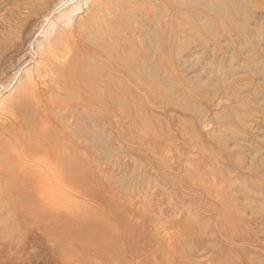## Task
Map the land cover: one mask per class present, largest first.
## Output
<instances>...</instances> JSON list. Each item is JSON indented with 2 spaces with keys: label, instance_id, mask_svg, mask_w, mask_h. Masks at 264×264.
I'll use <instances>...</instances> for the list:
<instances>
[{
  "label": "rangeland",
  "instance_id": "1",
  "mask_svg": "<svg viewBox=\"0 0 264 264\" xmlns=\"http://www.w3.org/2000/svg\"><path fill=\"white\" fill-rule=\"evenodd\" d=\"M0 125V264H264V0H0Z\"/></svg>",
  "mask_w": 264,
  "mask_h": 264
},
{
  "label": "bare ground",
  "instance_id": "2",
  "mask_svg": "<svg viewBox=\"0 0 264 264\" xmlns=\"http://www.w3.org/2000/svg\"><path fill=\"white\" fill-rule=\"evenodd\" d=\"M63 3H64V1H63ZM63 3H61V4H63ZM74 41H75V39H74ZM66 44L69 45L68 43H66ZM71 46H72V44H71ZM59 47H61V46L59 45ZM67 49H68V47H67ZM41 55H43V54H41ZM1 127H2V125H0V128ZM12 134L14 135V137L17 138L16 139L17 141L20 140V137L22 138V135H23V133L21 132L20 129H15L14 132L12 131ZM3 142H4V137L2 136L1 129H0V232H19V231H21L20 227L26 221L24 218H21L22 211H23L21 209L23 207L21 205V203H22L21 193L24 194V191H23L24 188H29V189L33 188L35 181L32 178L30 179V176L28 177V179L23 178L22 170H20V168H18L17 166H14V167L12 166L11 162L13 161V157L8 154V152L6 150V145ZM30 156H31L30 158H32L34 155H30ZM7 163H9L11 165H8ZM13 165H14V163H13ZM61 174H63V173H61ZM45 176H47V175H45ZM66 176H68V175H66ZM23 179L28 180V181H26V183H23L24 182ZM33 195H35V194L33 192L29 191V196H31L32 199H33ZM24 198L26 200L28 198V196H27V198L24 196ZM29 200H31V198H29ZM34 202H35V200H31V203H34ZM26 210L27 209H24L25 212H26ZM63 230L65 231L66 228H63ZM73 246H74V244H73ZM74 249H76L75 246H74Z\"/></svg>",
  "mask_w": 264,
  "mask_h": 264
}]
</instances>
